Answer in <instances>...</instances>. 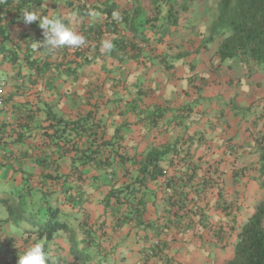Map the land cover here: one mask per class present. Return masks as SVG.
<instances>
[{
  "label": "crops",
  "instance_id": "obj_1",
  "mask_svg": "<svg viewBox=\"0 0 264 264\" xmlns=\"http://www.w3.org/2000/svg\"><path fill=\"white\" fill-rule=\"evenodd\" d=\"M209 1L45 0L86 40L51 51L37 24L0 15L19 57L0 54V264L40 240L51 264L233 258L264 202V69L205 44ZM53 212L66 231L47 241Z\"/></svg>",
  "mask_w": 264,
  "mask_h": 264
},
{
  "label": "trees",
  "instance_id": "obj_2",
  "mask_svg": "<svg viewBox=\"0 0 264 264\" xmlns=\"http://www.w3.org/2000/svg\"><path fill=\"white\" fill-rule=\"evenodd\" d=\"M167 12H178L174 10L172 4ZM213 0L208 3V37L205 44L219 41L217 53L221 62L227 60L241 59L246 64H254L264 69V0H216L215 7L212 8ZM45 0H6L0 3V15L8 10L17 14H22L23 10H33L44 6ZM158 3V0H157ZM110 13L115 12L111 6ZM158 11L160 6L158 5ZM187 7H183V11ZM38 25L37 22H33ZM42 44H43V32ZM3 35V33H1ZM3 38L5 36H2ZM43 45V50L46 49ZM9 58L14 66L18 64L19 57L16 53L0 47V54ZM29 68H38L34 60L28 59ZM71 125L65 124L64 131H71ZM70 127V128H67ZM67 132L61 133L62 142L65 144ZM91 155H94L91 154ZM88 158L83 164L91 161ZM262 171H264V155L262 156ZM157 170V169H155ZM57 212H53L50 220L45 225L39 227L36 234L41 239L50 241L58 232L66 231L65 224L59 222ZM227 264H264V202L257 208L250 220L242 227L238 240L234 246L233 258Z\"/></svg>",
  "mask_w": 264,
  "mask_h": 264
},
{
  "label": "clouds",
  "instance_id": "obj_3",
  "mask_svg": "<svg viewBox=\"0 0 264 264\" xmlns=\"http://www.w3.org/2000/svg\"><path fill=\"white\" fill-rule=\"evenodd\" d=\"M25 23L38 22V26L44 29L43 45L50 51L62 47L78 48L86 43L85 37L78 34L73 23H79V14L73 13L70 17L69 24H65L63 19L59 16L41 15L38 11H22ZM115 19H119V14H113ZM36 43L34 47L39 46ZM113 45L110 43H103L101 51H110ZM17 264H51V257L45 250V242L43 240L34 242L28 245L22 253L18 255Z\"/></svg>",
  "mask_w": 264,
  "mask_h": 264
},
{
  "label": "built area",
  "instance_id": "obj_4",
  "mask_svg": "<svg viewBox=\"0 0 264 264\" xmlns=\"http://www.w3.org/2000/svg\"><path fill=\"white\" fill-rule=\"evenodd\" d=\"M2 87H4V84H2ZM3 93H4L3 88H0V108L5 105L4 98H3ZM163 174L166 175L167 173L166 172H163ZM168 192L170 193L171 190L168 189ZM196 210H197V208H196ZM155 247L156 248L159 247V242H155ZM151 255H153V252L151 253Z\"/></svg>",
  "mask_w": 264,
  "mask_h": 264
},
{
  "label": "rangeland",
  "instance_id": "obj_5",
  "mask_svg": "<svg viewBox=\"0 0 264 264\" xmlns=\"http://www.w3.org/2000/svg\"><path fill=\"white\" fill-rule=\"evenodd\" d=\"M215 2H216V0H213V2H212V8L215 7Z\"/></svg>",
  "mask_w": 264,
  "mask_h": 264
}]
</instances>
